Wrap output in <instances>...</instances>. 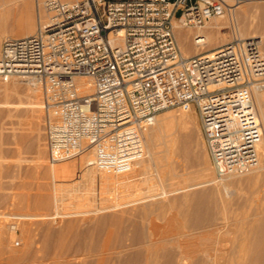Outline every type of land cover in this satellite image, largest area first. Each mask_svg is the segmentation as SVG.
Returning <instances> with one entry per match:
<instances>
[{"label": "built area", "instance_id": "2783aa9c", "mask_svg": "<svg viewBox=\"0 0 264 264\" xmlns=\"http://www.w3.org/2000/svg\"><path fill=\"white\" fill-rule=\"evenodd\" d=\"M49 20L4 39L0 82L33 80L43 94L51 163L94 153L92 164L118 170L145 156L143 131L157 115L195 106L216 174L260 164L263 125L254 100L264 57L235 39L194 55L180 49L177 26L200 29L228 10L227 0H45ZM197 45L206 34L194 35ZM91 78L92 92L78 79Z\"/></svg>", "mask_w": 264, "mask_h": 264}, {"label": "rangeland", "instance_id": "374dc122", "mask_svg": "<svg viewBox=\"0 0 264 264\" xmlns=\"http://www.w3.org/2000/svg\"><path fill=\"white\" fill-rule=\"evenodd\" d=\"M242 1L239 3L235 1L236 4L233 1L232 3L234 4L232 5L227 0L231 6H228V10L223 16L214 19L220 21V25L222 24L220 34L222 33L221 36L224 39L220 43H214L210 38L207 39L205 47L195 43L194 35L196 33L208 34V24L200 29L181 27L190 31L189 42L194 51L188 53L181 44L176 30L177 40L182 53L188 56L200 52H211L235 39H241L243 41H255L264 57V29L259 23L261 22V5L264 4V0ZM43 2L45 3V0H39L36 3L37 16L39 17L41 10L43 17L41 21L37 18L35 32L41 23H46L49 20V13L44 8ZM237 32H242L244 36ZM18 35V33L12 31L6 32L2 36L0 53L4 39L7 37H18ZM13 78L17 79L16 83L13 82ZM28 80L26 77H11L8 89L5 87V81L0 82V227L2 224L1 220L3 222L6 220V223H4L10 227V225H16L15 222L19 216L26 214L39 215L41 217L37 216L36 220H32L34 222L47 221L46 223H48L51 220L48 223L49 225L51 224V231L48 230L50 229L48 226L46 228V225H48L46 223H44L45 226L40 223V225L42 224L41 227H39L40 225L37 227L38 223L36 222V227L32 223L35 232L38 233L39 231V237L35 233V242L38 240L37 243H39H35L36 245H33L34 243L31 244L34 247L33 251H37L36 246H41L43 232L45 231L46 233L47 230L51 233V238H62L64 241L72 243L73 247L78 245L76 232L84 233L88 229L93 231L89 241L91 239L94 242L102 240L106 233L98 228L99 217L111 214L116 215V218H122L124 225H128V234L130 236L134 233L135 227L148 228L149 230L150 226L152 228L156 227L158 235L169 234L179 230V220L182 217L178 207L173 208L171 206L172 200L189 193L195 194L204 190L209 191L216 186H221L222 193L217 196V205L213 206L215 209L213 226L194 230L192 233L195 238L192 240L194 246L209 247L213 254L220 247H223L225 251L236 245L235 248L239 247L251 222L250 220L260 216L257 211L264 204V199H262L264 198L262 197L264 168L260 170L262 174L259 177L257 176V178L253 171L252 173L248 171L242 174L219 177L216 174L211 155L204 140L199 112L195 106L189 107V116L187 117L181 115L182 111L186 110L184 107L170 108L157 115L159 118L167 112L176 114V126L173 132H165L164 136L161 135L164 140L162 137L158 140L159 144L156 148L157 158L155 157L156 160L154 159V161L147 159V162L150 161L146 164L148 168H142L141 164L134 163L133 166L124 169H100L93 164H86L85 161L80 164L79 156L82 154L61 162L51 163L48 149L47 118L42 108L43 94L40 95L42 89H40L41 91L39 90V98L42 100L39 99L40 103L37 106L34 105L35 108H33V102L35 101L34 96H31L33 85L27 83ZM6 90H8V93H6ZM256 103L258 104V102ZM258 106L256 107L259 111L260 106ZM39 132L40 134H38ZM183 144L185 145L183 146ZM89 152L93 153L92 151ZM259 154L260 163L262 164L263 156L261 151ZM92 157H94V153ZM64 168L69 171L63 173L62 170ZM206 181L208 182L204 184ZM41 199L44 203H41ZM48 201L49 203L45 204ZM217 207L220 208L219 211ZM42 216H46L47 219L46 217L42 219ZM70 221L73 222V228L66 230ZM9 227L6 229V234L9 233ZM42 227H45L43 231L40 229ZM108 228L112 229L113 238H116L120 231L119 227L117 225H107L106 229ZM59 229L64 231L62 230L61 235L57 236L56 232H60ZM148 230L145 229V231ZM17 231L13 232V234L10 231L14 238L17 236L15 239L7 234L8 240L5 239V241L0 236L1 264L2 262L8 264L7 262L11 260L9 255L13 246H17L18 250L21 251L23 249H25L23 251L32 250L33 248L29 245L31 249L28 246L25 247V241H22L23 232L20 228ZM71 247L70 249L73 248ZM161 247V245L158 246L159 250L162 249ZM74 250L75 248L72 251L67 250L64 253H59L60 256L55 259L54 249L51 246L50 258L46 261L44 259L41 260L40 258H43V253H45L42 251L41 256L43 257L38 254L40 261L38 264H42L43 261V264H54L56 263L55 261L58 264H88L91 261L92 263L96 262L95 259L98 257L96 250H92L93 252L88 251L89 254L85 249H81L84 254H82L81 250H77V253ZM134 250V247L125 250L118 249L116 254L113 252V255H117L116 261L118 263ZM38 251L40 252L41 250L38 248ZM68 251L72 254H67ZM20 254L21 252L17 253V255ZM68 257L72 261H68ZM159 258L157 264L162 263L163 258L161 256ZM18 264L20 263L18 262ZM21 264L28 263L21 261Z\"/></svg>", "mask_w": 264, "mask_h": 264}, {"label": "bare ground", "instance_id": "6f19581e", "mask_svg": "<svg viewBox=\"0 0 264 264\" xmlns=\"http://www.w3.org/2000/svg\"><path fill=\"white\" fill-rule=\"evenodd\" d=\"M38 1L39 0H0V48H1L2 36L5 35L6 32L12 31L14 33H18L19 34L18 37L29 36V35H32L35 33L36 20H37V18H39V20L41 21L42 17H43L41 10H40L39 17L37 16V7H36L37 4L36 3ZM228 1L231 2V4L233 5L235 3V1H237V3H239L242 0H228ZM233 1H234V3H232ZM230 6L231 5L229 4V7ZM261 10H262V12L260 11L261 22H259V23H261L260 26H263V29H264V4L261 5ZM214 19L215 18H213L212 20H210L207 23L208 24L207 26L209 28V32L206 35V41H207V39L210 38L214 43H220L224 39V37L221 36L222 33L220 34V32H221L220 29L222 28V26H221L222 24L220 25V23H219L220 21L214 20ZM189 32L190 31H188L186 29H182L181 26H177V36H178L181 44L183 45V47H185V49L188 53H191L194 50L192 49L193 47H191V44L189 42ZM242 32H237V33H239L240 35H243ZM263 41H264V39H263ZM10 78L5 80V83H6L5 87H7V89L10 86V85H8L10 83ZM91 81L92 80L89 77H83V78L78 79L80 87L85 92H92L93 91V86H92ZM13 82L16 83L17 79L13 78ZM27 83H30L31 85H33L32 89H31L32 92L31 91L30 92H31V96H34L33 98L35 101L33 102V108H35V106H37V104L40 103V101H39V99H40L39 98V93H40L39 90L41 88L31 79H29ZM6 93H8V90H6ZM41 94L42 93H40V95ZM40 100H42V99H40ZM254 100H255V105L260 106V110L259 111L257 110V112H258L260 120L263 123V135H262L261 140L258 144L259 153L261 151L262 156H263L262 157L263 162L261 161L262 164L260 163L257 168L252 170L254 172L253 174L257 178V176L259 177L262 174L260 172V170H262L264 168V86H260V85L255 86V88H254ZM256 102H258V104ZM36 110H38V109H36ZM181 115L183 117L189 116V108H186V110L184 109V111H182ZM179 118L181 119V117H179ZM176 120H177L176 114L171 113V112H167L159 118L156 117V119L153 123H151L145 127V129L143 131V137H144V140L146 142L145 156L142 159L136 161L135 164H139V165L141 164L142 168L143 167L148 168L146 164L149 163L150 161L147 162V159L149 158L150 160L154 161V159L156 157V148L159 144L158 140H160L159 138L162 137L161 135L165 134V132H173L174 131L175 126H176ZM177 125H178V123H177ZM39 129H40V126H39ZM38 134H40V132ZM39 136H41V135H39ZM162 139H163V137H162ZM162 139H161V141H162ZM38 144L40 145V143H38ZM184 145L185 144H183V146ZM88 152L89 151H86V152L82 153L81 156H79L80 164H83L82 163L83 161H85L86 164H88V165L92 164L93 159H94V157H92L93 153L91 154L89 152L90 153L89 154ZM68 171L69 170H67L65 168L62 170L63 173H67ZM252 171H251V173H252ZM93 172H94V170H93ZM90 173H92V172H90ZM57 174H59V172H57ZM207 182L208 181L204 182V184H206ZM223 185H225V187H227L226 184L223 183ZM262 191H263V195H264V184L262 186ZM221 193H222L221 186H216L215 188H213L212 190L210 189L209 191L204 190L201 192H196L195 194L189 193V194L181 196L180 198H175L174 200H172V202L170 203L171 206L173 208L178 207L179 212L182 215V217L179 220V224H180V227H178L179 230H177L176 232H171L169 234L163 233V234L158 235L156 227L152 228L150 226L149 230H148V228H145L148 231H145L144 228H139V227L136 228L135 227L134 233L130 236L128 234V227H127L128 225L127 226L124 225V221L122 220V218H120V217L116 218V215H114V214H111L109 216H101V217H99V220H98V225H99L98 228H99V230H102V232L106 233V236L102 240H96L94 242V241H92V239H91V241H89V238H91V236L93 235V231L91 229H88L84 233L76 232V239H77V244H78V245L77 244L76 245L78 247L77 246L73 247L72 243H69L68 241L66 242L62 238H57V237L51 238V233L48 231V230L51 231V228H50L51 224L50 225L48 224L49 222H51V220L49 219L50 221L48 223H46L47 221L46 222L45 221L40 222V223H43V226H45L44 223L48 224V225H46V228L48 226L50 229H48L46 231V233H45V231L43 232L44 233L43 237L40 235L42 237L41 238V240H42L41 246H36L35 248L37 249V251H33L34 247L31 246V244L34 243L33 245H36L35 243H37L38 240L35 242V233L38 235L39 229L36 230V231H38V233L35 232L34 226L36 227L37 224H35L36 221L34 222L32 220H36L37 216L39 217V215H33V214L21 215L17 218V221L15 220L16 225H14V226L10 225V227H9V225L6 226L7 225V224H5L6 220L4 221L5 223L3 222V220H1L2 224L0 227V236L4 240L5 239L8 240V236H6L7 234L9 235V237L10 236L13 237L14 236V235L12 236L13 232L17 231L18 228H20L23 232V233L21 232L23 234V237L21 235V237L23 239L21 237L20 238L22 239V241L23 240L25 241V247H27L28 245L33 247L32 250H26V251H23L25 249H23L22 251L18 250L17 246L16 247L13 246V248L10 247L11 252H10L9 258L11 260L7 263L8 264H16V263L18 264V262H19L21 264V261H23V262L26 261V263H28V264H38V263H40V261L38 259L39 258L38 254H40L39 256H41L42 251H44L45 253H43L44 257L41 256L43 258H40V259L41 260L44 259L46 261L48 258H50L49 255L51 254V246H52L54 249L53 253H54L55 259H57V257L60 256L59 253H64L67 250L72 251V249H74V248L76 250V251L74 250V252H76V253H77V250L80 251L81 249L82 250L85 249L87 252L92 251V250L93 251L96 250L98 252V253L96 252V254L98 255L97 259H95L96 262L92 263V261L91 262L89 261L90 263H88V264H157L158 260L160 259L159 258L160 256L163 258L161 264H264V204H262L261 206L259 205L260 207L258 209L259 211H257V214H260V216L254 217L253 220H250L251 222L249 223L248 228L246 227L247 230L245 232L244 239L241 242V244L239 245V247L235 248L237 246L236 245L235 247H232L231 249H229L227 251H225V249H223V247H220V249H217V251L213 254V253H211V250L209 249V247L194 246V242L192 239L195 238V236L192 232L194 230L196 231L197 229H201V228L205 229L214 223L215 209L213 208V206L217 203V196H220ZM263 195H262V197H264ZM262 199H264V198H262ZM41 201H42L41 203H44V201L42 199H41ZM47 203H49V201L46 202L45 204H47ZM217 208L219 211L220 208L219 207H217ZM178 209H176V210H178ZM44 217H46V216H44ZM44 217L42 216V219ZM39 218H41V217H39ZM42 219H40V220H42ZM46 219H47V217H46ZM29 220H31V221H29ZM32 223L34 224V226ZM36 223H38V225H37V227H38L40 225V223L39 222H36ZM41 225L39 227H41ZM72 225H73V222L70 221L66 230H71L73 228ZM107 225H109V226L110 225H112V226L117 225L119 227L120 231H119L118 235L116 236V238H113L111 228L106 229ZM7 227H9V231L7 230L9 233L6 234ZM43 228H45V227H42L40 229L43 231ZM62 230H60V232H56L57 236L61 235L60 233L63 232L65 230V228L63 231ZM10 231L12 234L10 233ZM17 232H19V231H17ZM204 235H206V234H204ZM38 237H39V235H38ZM14 239H13V241H14ZM41 240H40V242H41ZM22 244H23V242H22ZM160 245L162 246L161 250H159V248H158V246H160ZM9 246H11V245H9ZM29 246H28V248H29ZM37 247L39 248V250H41L40 252L38 251ZM70 247L72 249H70ZM130 247H134L135 250L132 253H129V255L124 260L117 263V261H116L117 255H113V252H115V254H116L118 249L125 250V249H129ZM21 248H23V247H21ZM29 249H31V248H29ZM19 252H21V254L17 255V253H19ZM69 253L70 252L68 251L67 254H69ZM71 254L72 253H70V255ZM82 254H84V251H82ZM88 254H89V252H88ZM65 256H66V254H65ZM73 257H71V258H73ZM64 259H65V257H64ZM82 259H85V258H82ZM63 260H62V262H63ZM68 261H72V260H70V258H69ZM55 262L56 263H54V264H58L57 261H55ZM43 263H44V261H43ZM0 264H1V262H0ZM2 264H4V263L2 262Z\"/></svg>", "mask_w": 264, "mask_h": 264}]
</instances>
